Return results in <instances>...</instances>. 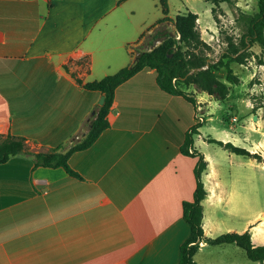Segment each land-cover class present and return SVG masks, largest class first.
Masks as SVG:
<instances>
[{"label":"crops","instance_id":"1","mask_svg":"<svg viewBox=\"0 0 264 264\" xmlns=\"http://www.w3.org/2000/svg\"><path fill=\"white\" fill-rule=\"evenodd\" d=\"M163 17L161 0H0V134L35 151L84 139L102 94L76 78L85 84L130 65V48ZM108 121L70 156L79 176L36 167L31 155L0 164V264H179L197 163L181 147L196 106L144 68L116 89ZM198 151L210 167L202 226L211 238L236 193ZM207 246L200 243L198 264Z\"/></svg>","mask_w":264,"mask_h":264},{"label":"rangeland","instance_id":"2","mask_svg":"<svg viewBox=\"0 0 264 264\" xmlns=\"http://www.w3.org/2000/svg\"><path fill=\"white\" fill-rule=\"evenodd\" d=\"M167 2L170 14L174 17L189 11L198 14L197 29L206 44L204 53L213 60L219 59L227 49L229 40L237 42L240 39L247 29L250 17L258 11L257 0ZM157 30L169 32L179 38L173 24L161 23L146 32L141 45L130 48L133 54L136 50H148L157 46L160 41L152 38ZM250 51L252 55L244 64H231L233 74L238 80L236 84L227 81L224 68L215 71L220 80L229 87L226 99L220 100L217 94L209 95L195 83L184 89L195 98L196 122L202 125L201 135L195 137L198 150L208 153L210 159L219 165L218 173L224 187L236 193L234 203L231 202L229 209L226 211L224 208L225 213L223 210L217 213L222 226L214 231L211 238L248 230L256 245H264V163L232 154L219 145L208 142L210 138L231 142L251 153H259L264 158V64H260V60L264 62V52L258 45H254ZM191 52L200 53L199 49H191ZM206 67L207 65L193 68L190 74ZM202 137H205V141ZM76 142L78 140L74 139L72 143ZM30 150L35 151L36 148L31 144ZM184 157L186 161H194L191 156ZM209 169L208 166L207 171ZM210 171L212 174L214 168L211 167ZM197 259L203 264H257L247 257L243 249L234 244L207 246Z\"/></svg>","mask_w":264,"mask_h":264},{"label":"trees","instance_id":"3","mask_svg":"<svg viewBox=\"0 0 264 264\" xmlns=\"http://www.w3.org/2000/svg\"><path fill=\"white\" fill-rule=\"evenodd\" d=\"M222 1L230 2L231 0ZM257 2L258 11L250 17L247 29L240 39L237 42L229 40L227 49L218 60H213L204 53L206 44H204L197 29L199 16L189 11L171 18L168 16L169 11L166 0H161L164 17L158 20L156 25L158 26L164 22L173 24L179 38L172 36L169 32L157 30L152 38L155 41H160V43L148 50H136L133 57L135 55V58L137 56H140V58L134 68H131L130 64L115 74L85 84L76 78L77 83L84 89L98 91L105 97L104 104L95 114V118H91L90 129L86 137L70 146L62 144L49 150L31 151V144L27 139L0 134V164L7 163L11 158L19 155H31L34 158L36 167L63 168L68 174L79 176L68 164L70 156L75 151L90 147L100 134L110 126L108 115L114 104L116 89L144 68L156 71L158 84L163 91L182 96L194 106L196 105L195 98L184 89L193 83L209 95L217 94L220 100L226 99L229 95V87L220 80L215 71L224 68L227 72V81L236 84L238 80L233 74L231 64H244L252 55L250 50L254 45L261 47L264 52V0H257ZM191 49H199L200 53L191 52ZM260 64H264V62L260 60ZM205 65L208 68L199 69L194 74H190L193 68H201ZM201 127V124H195L187 132L186 139L181 147V153L197 158V163L194 170L196 188L193 201L183 203V216L190 226V234L180 247L179 264H198L194 260V256L202 241L212 246L234 244L243 249L251 261L264 264V245H255L248 230L244 233L229 232L216 238L204 237L202 202L207 196V191L202 181V175L207 170L208 162L204 155L194 148V137L199 134ZM209 143H215L232 154L264 163V158L259 153H251L248 149L236 146L231 142L210 138Z\"/></svg>","mask_w":264,"mask_h":264},{"label":"water","instance_id":"4","mask_svg":"<svg viewBox=\"0 0 264 264\" xmlns=\"http://www.w3.org/2000/svg\"><path fill=\"white\" fill-rule=\"evenodd\" d=\"M139 58H140V56H137V57L133 60L131 66H130L131 68H134V67L138 64V62H139ZM206 68H208V66H207ZM206 68H205V69H206ZM104 101H105V97H104V95H102V96H101V99H100V102H99L101 106L104 104ZM95 113H96V112H93L94 115H95Z\"/></svg>","mask_w":264,"mask_h":264},{"label":"bare ground","instance_id":"5","mask_svg":"<svg viewBox=\"0 0 264 264\" xmlns=\"http://www.w3.org/2000/svg\"><path fill=\"white\" fill-rule=\"evenodd\" d=\"M256 232L258 231V230H255Z\"/></svg>","mask_w":264,"mask_h":264}]
</instances>
